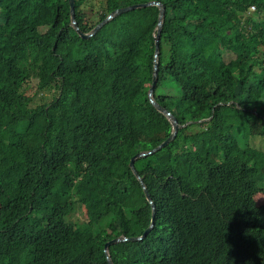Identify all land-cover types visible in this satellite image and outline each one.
I'll return each instance as SVG.
<instances>
[{
    "label": "trees",
    "instance_id": "trees-1",
    "mask_svg": "<svg viewBox=\"0 0 264 264\" xmlns=\"http://www.w3.org/2000/svg\"><path fill=\"white\" fill-rule=\"evenodd\" d=\"M151 1L152 98L178 129L133 162L153 226L106 252L264 264V0H74V20L88 33ZM158 17L132 9L83 39L68 0H0V264H108L106 242L150 226L129 163L172 131L148 99Z\"/></svg>",
    "mask_w": 264,
    "mask_h": 264
},
{
    "label": "water",
    "instance_id": "water-1",
    "mask_svg": "<svg viewBox=\"0 0 264 264\" xmlns=\"http://www.w3.org/2000/svg\"><path fill=\"white\" fill-rule=\"evenodd\" d=\"M69 6H70V15H71V22L72 25L74 26L76 32L78 33V35L83 38V39H87L89 37H91L103 24H105L108 20L112 19L114 16L122 13V12H126L132 9H136V8H140V7H147V6H156L159 8V17H158V22H157V28H156V35H155V53L153 56V67H152V81H151V85L148 89V99L149 102L162 114H164L168 120L170 121L171 125H172V131L170 133V135L163 141L161 142L158 146H156L155 148L146 151V152H141L136 154L135 156H133L130 160L129 166L133 172V174L136 176L137 180L139 181V183L141 184L144 194H145V198L146 200L149 202V204L151 205V223L150 226L144 231V233L141 236L138 237H131V238H126V237H117V238H113L110 241L106 242L104 245V252L106 254V258H107V262L108 264H112L106 249L108 246H110L111 244H114L116 242H121V241H135V240H141L145 234L151 229V227L153 226V220H154V204L151 202L150 196L146 190V188L144 187V184L141 180V178L138 176V174L136 173L134 166H133V162L136 158L141 157V156H146L149 154H152L156 151H158L159 149L163 148L164 146H166L174 137V135L177 132L178 129V124L176 123V120L172 117V115H170V113L168 111H166L164 108L160 107L158 104H156L152 98V93L154 90V86L156 83V79H157V53H158V39H159V32L161 29V22H162V17H163V13H164V7L156 1H151V2H146V3H139V4H134V5H130V6H126L120 9H117L115 11H113L112 13H110L104 20H102L98 25H96L90 32L88 33H84L82 31H80L75 23L74 20V0H68Z\"/></svg>",
    "mask_w": 264,
    "mask_h": 264
},
{
    "label": "rangeland",
    "instance_id": "rangeland-1",
    "mask_svg": "<svg viewBox=\"0 0 264 264\" xmlns=\"http://www.w3.org/2000/svg\"><path fill=\"white\" fill-rule=\"evenodd\" d=\"M117 49H119L120 51H125L128 48V45L126 46H119L116 45ZM32 91V90H31ZM251 98H253V96H251ZM142 137H144L142 135ZM264 171V170H263ZM255 201L258 205L264 204V194L258 193L255 196ZM83 209L81 211L80 207H76L74 211H72L69 215V220H71V222H73L74 224L80 225L83 223Z\"/></svg>",
    "mask_w": 264,
    "mask_h": 264
}]
</instances>
